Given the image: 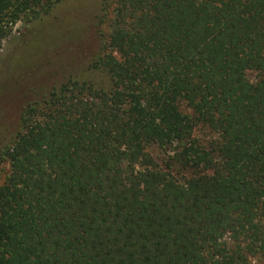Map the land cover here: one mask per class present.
<instances>
[{
  "label": "trees",
  "instance_id": "trees-1",
  "mask_svg": "<svg viewBox=\"0 0 264 264\" xmlns=\"http://www.w3.org/2000/svg\"><path fill=\"white\" fill-rule=\"evenodd\" d=\"M63 1L0 0V41ZM95 27L0 135V264L264 259V0H99Z\"/></svg>",
  "mask_w": 264,
  "mask_h": 264
},
{
  "label": "rangeland",
  "instance_id": "rangeland-1",
  "mask_svg": "<svg viewBox=\"0 0 264 264\" xmlns=\"http://www.w3.org/2000/svg\"><path fill=\"white\" fill-rule=\"evenodd\" d=\"M98 5L99 0H65L52 17L28 26L18 22L0 41V135L10 134L18 110L36 95V90L59 85L68 76H78L85 67L87 56L95 48ZM59 17L65 19L67 27L77 25L79 35L71 33L62 42L51 40L48 30L61 32L55 28ZM246 77L254 82L255 74L247 72ZM195 136L200 141L206 139L200 130ZM6 170V165L0 164V183ZM254 264H264V259Z\"/></svg>",
  "mask_w": 264,
  "mask_h": 264
}]
</instances>
